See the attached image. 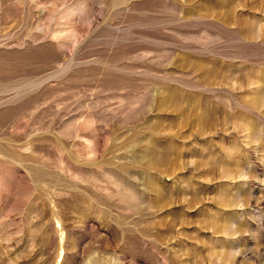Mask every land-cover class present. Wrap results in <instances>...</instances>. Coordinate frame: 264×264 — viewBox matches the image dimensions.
<instances>
[{"label": "rangeland", "instance_id": "obj_1", "mask_svg": "<svg viewBox=\"0 0 264 264\" xmlns=\"http://www.w3.org/2000/svg\"><path fill=\"white\" fill-rule=\"evenodd\" d=\"M0 264H264V0H0Z\"/></svg>", "mask_w": 264, "mask_h": 264}]
</instances>
